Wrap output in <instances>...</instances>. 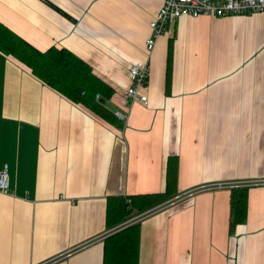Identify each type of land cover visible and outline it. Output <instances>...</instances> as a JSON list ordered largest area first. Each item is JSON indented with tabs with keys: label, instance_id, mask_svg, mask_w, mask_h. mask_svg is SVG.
Segmentation results:
<instances>
[{
	"label": "crops",
	"instance_id": "crops-1",
	"mask_svg": "<svg viewBox=\"0 0 264 264\" xmlns=\"http://www.w3.org/2000/svg\"><path fill=\"white\" fill-rule=\"evenodd\" d=\"M162 3L0 0L2 25L88 64L126 115L111 124L0 52V264H103L104 240L131 221L109 226L108 201L163 192L170 158L176 196L139 222L138 264H264V14L183 17L148 54ZM144 61L148 104L128 107ZM248 181L260 184L232 231L231 191L194 192Z\"/></svg>",
	"mask_w": 264,
	"mask_h": 264
},
{
	"label": "trees",
	"instance_id": "trees-1",
	"mask_svg": "<svg viewBox=\"0 0 264 264\" xmlns=\"http://www.w3.org/2000/svg\"><path fill=\"white\" fill-rule=\"evenodd\" d=\"M0 52L12 56L26 65L43 83L72 101L114 124L115 115L107 109L106 102L114 91L97 78L91 67L66 49L51 47L38 51L0 23ZM170 62L167 65V78ZM99 99H96V96ZM176 159L167 162L166 188L161 193L112 198L107 205V223L112 228L126 223L120 230L104 240L103 264H138L140 224L139 219L168 205L175 196ZM230 229L245 223L248 188L231 189Z\"/></svg>",
	"mask_w": 264,
	"mask_h": 264
},
{
	"label": "built area",
	"instance_id": "built-area-1",
	"mask_svg": "<svg viewBox=\"0 0 264 264\" xmlns=\"http://www.w3.org/2000/svg\"><path fill=\"white\" fill-rule=\"evenodd\" d=\"M264 14V0H163L162 6L149 24L150 35L145 40L144 47L150 54L161 35L166 33L170 24L183 17L197 19L200 17H228V16H252ZM130 86L125 92L124 98L128 107L134 103L143 106L148 104V80L149 63L136 62L129 67ZM99 99V96H96ZM116 117L121 120L126 119L123 113H116ZM9 177L7 166L0 171V193H8ZM260 184L257 181L243 183H214L200 187L197 191L211 190H231L234 188H247ZM192 192V193H194ZM187 193L182 196H187ZM148 215V214H147ZM145 215V216H147ZM143 216V217H145ZM135 218L134 220H141Z\"/></svg>",
	"mask_w": 264,
	"mask_h": 264
}]
</instances>
